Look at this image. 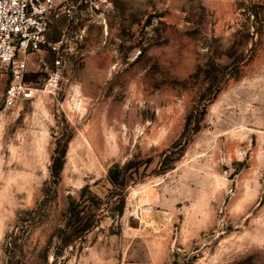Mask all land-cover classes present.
I'll use <instances>...</instances> for the list:
<instances>
[{"label": "rangeland", "instance_id": "374dc122", "mask_svg": "<svg viewBox=\"0 0 264 264\" xmlns=\"http://www.w3.org/2000/svg\"><path fill=\"white\" fill-rule=\"evenodd\" d=\"M106 1L47 32L54 95L48 48L16 52L35 96L7 111L0 71V264H264V0ZM126 162L123 214L64 244Z\"/></svg>", "mask_w": 264, "mask_h": 264}, {"label": "built area", "instance_id": "2783aa9c", "mask_svg": "<svg viewBox=\"0 0 264 264\" xmlns=\"http://www.w3.org/2000/svg\"><path fill=\"white\" fill-rule=\"evenodd\" d=\"M106 0H0V71L10 69L11 80L5 88L1 109L15 108L22 101L34 98L31 84L23 78V62L16 61V52H38L43 48L55 55L53 68L44 83V92L54 95L63 74L61 47L67 41L50 43L47 32L57 19L78 21L80 16L101 13Z\"/></svg>", "mask_w": 264, "mask_h": 264}, {"label": "trees", "instance_id": "16d2710c", "mask_svg": "<svg viewBox=\"0 0 264 264\" xmlns=\"http://www.w3.org/2000/svg\"><path fill=\"white\" fill-rule=\"evenodd\" d=\"M65 154L66 151L64 149L61 152L62 160L53 158L51 175L54 180H58L59 178ZM139 170L140 164L133 166L131 162H126L122 166L115 164L110 168L107 180L111 189L106 195L107 202L104 207L101 204L102 199L93 194L89 187H85L82 190L83 195L88 191L89 195L87 198L82 199L80 202L71 200L67 208V222H65L68 231L63 232V235H61L64 244L78 243L87 233L100 224L105 214H109L112 218L121 216L124 212L128 187L131 183L134 184L136 181L142 179L139 175ZM12 243L9 242V245H12Z\"/></svg>", "mask_w": 264, "mask_h": 264}]
</instances>
